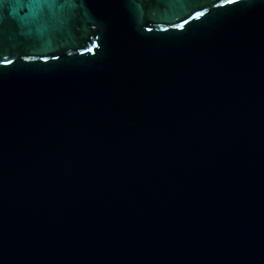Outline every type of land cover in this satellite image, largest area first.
I'll list each match as a JSON object with an SVG mask.
<instances>
[{
	"label": "water",
	"instance_id": "95a60500",
	"mask_svg": "<svg viewBox=\"0 0 264 264\" xmlns=\"http://www.w3.org/2000/svg\"><path fill=\"white\" fill-rule=\"evenodd\" d=\"M0 264H264V0H0Z\"/></svg>",
	"mask_w": 264,
	"mask_h": 264
},
{
	"label": "snow or ice",
	"instance_id": "6c2138e0",
	"mask_svg": "<svg viewBox=\"0 0 264 264\" xmlns=\"http://www.w3.org/2000/svg\"><path fill=\"white\" fill-rule=\"evenodd\" d=\"M37 6H42L44 4H51L52 0H34ZM227 2L234 3L235 0H227ZM197 15H200V13H197ZM176 27H183V25H176ZM5 63H10L11 61H4Z\"/></svg>",
	"mask_w": 264,
	"mask_h": 264
}]
</instances>
